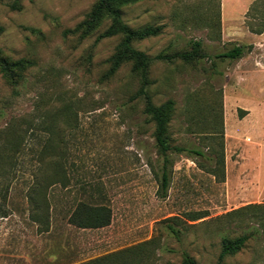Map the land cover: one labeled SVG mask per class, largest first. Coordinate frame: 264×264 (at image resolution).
Segmentation results:
<instances>
[{
	"label": "rangeland",
	"instance_id": "obj_1",
	"mask_svg": "<svg viewBox=\"0 0 264 264\" xmlns=\"http://www.w3.org/2000/svg\"><path fill=\"white\" fill-rule=\"evenodd\" d=\"M96 2L0 0V52L27 63L17 84L0 72V253L18 242L24 264H82L139 245L116 264H182L183 253L196 264H264V108L243 120L227 105L223 126L225 65L217 57L229 49L222 14H237L243 0H139L120 10L133 30L160 29L132 47L153 58L148 95L155 106L173 102L170 146L185 150L167 153L164 197L154 123L144 100H131L140 76L130 62L110 71L123 37L96 41L108 18L87 36L78 27ZM194 42L199 58L177 57ZM59 145L69 184L45 190L43 220L35 201L44 193L31 200L29 191L53 178ZM78 200L106 205L110 224H68ZM242 236L243 247L221 257L222 239Z\"/></svg>",
	"mask_w": 264,
	"mask_h": 264
},
{
	"label": "trees",
	"instance_id": "obj_2",
	"mask_svg": "<svg viewBox=\"0 0 264 264\" xmlns=\"http://www.w3.org/2000/svg\"><path fill=\"white\" fill-rule=\"evenodd\" d=\"M139 0H97L96 4L86 15L83 23L78 27L83 29V36L90 35L95 32L101 25V22L104 18L110 20L108 28L98 35L96 41L101 39L111 38L114 36H122V41L117 47V51L114 56L110 59V71L111 73L115 72L122 64L130 62L132 64L133 74H139L141 80V87L136 94L131 97V100H136L142 98L145 103L144 113L149 117V121L154 123L155 126V142L156 147L159 151V154L163 156V164L161 166V175H160V189L162 191V197H164V192L168 188L170 182V175L168 167L171 165L172 160L168 159L167 153L171 150L175 152H183L184 148L172 147L170 146V139L168 135V124L170 122L171 113L173 111V102L167 101L160 106L153 105L149 95H148V84L147 71L150 65V62L153 58H149L144 53L135 50L132 47V42L135 40H141L148 37L157 36L159 34L158 27H146L142 30H133L129 28L121 18L120 10L122 7L129 4H133ZM262 7L264 8V1L259 0ZM262 16L263 12L260 11ZM200 47V42H194L192 44V50L188 53L177 55L185 61H190L195 58H199L198 49ZM242 54V49L238 46H234L229 49L226 53L220 54L218 58H227L230 60H235L239 58ZM164 57L162 55H157L154 60H162ZM27 63L24 60L10 61L0 52V72L3 74L4 78L7 79L12 85L17 84L16 80L19 77V72L25 69ZM69 108V106H67ZM70 119H73V113L70 112ZM64 145H59L58 150L55 151V156L52 165L53 178L45 182H40L36 180L32 185L31 190L29 191V198L32 200L34 196L40 197L45 190L49 187H53L55 184H61L62 187H67L69 184V179L64 176L65 169L63 163L64 156ZM192 153L195 155H202L200 151L192 150ZM62 160V162H61ZM46 167L42 168V170ZM41 170V171H42ZM36 210H40L38 213H41L43 220L49 217V209L45 208L46 198L45 193L40 197L39 201H35ZM39 202V204H38ZM44 204V207L43 205ZM40 205V206H38ZM111 210L106 205H90L84 200H78L74 205L73 209L70 211V214L67 218L68 224L80 228V229H99L104 228L110 224L111 221ZM202 218L201 216L190 217L191 221H196ZM34 219H37L34 217ZM168 220V219H167ZM172 220V219H170ZM167 229L172 233H177L172 225H167ZM247 240L246 236L238 237L234 240H229L227 238L222 239V250L221 257L225 255H232L238 252L242 247L245 241ZM141 246L130 247L125 250L118 251L109 255L99 257L94 260H90L82 264H116V258L120 255H130V252H133L135 255H138V252L141 250ZM183 260L182 264H196L195 261L186 253L182 255ZM125 260L122 262L125 264Z\"/></svg>",
	"mask_w": 264,
	"mask_h": 264
},
{
	"label": "crops",
	"instance_id": "obj_3",
	"mask_svg": "<svg viewBox=\"0 0 264 264\" xmlns=\"http://www.w3.org/2000/svg\"><path fill=\"white\" fill-rule=\"evenodd\" d=\"M255 2L256 5H253ZM258 4H261L259 0H243L237 14H222V19L226 22H223L222 39L229 43V49L234 46L242 49L241 56L235 60L221 58L225 65L223 126L227 105L234 111H240L243 120L252 117L254 110L264 108V15L260 12L264 8L262 5L257 6ZM256 7L258 14H252ZM255 15L259 16L256 21L251 17ZM251 20L257 24L252 26ZM24 259L22 243L15 242L14 252L11 254L0 253V264H24Z\"/></svg>",
	"mask_w": 264,
	"mask_h": 264
}]
</instances>
